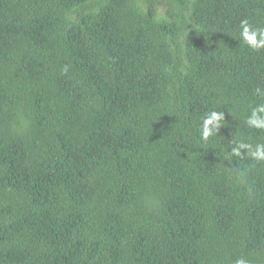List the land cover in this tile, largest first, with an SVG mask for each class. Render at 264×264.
<instances>
[{"label":"trees","instance_id":"1","mask_svg":"<svg viewBox=\"0 0 264 264\" xmlns=\"http://www.w3.org/2000/svg\"><path fill=\"white\" fill-rule=\"evenodd\" d=\"M246 17L264 0H0V264H264V163L225 159L264 143Z\"/></svg>","mask_w":264,"mask_h":264},{"label":"clouds","instance_id":"2","mask_svg":"<svg viewBox=\"0 0 264 264\" xmlns=\"http://www.w3.org/2000/svg\"><path fill=\"white\" fill-rule=\"evenodd\" d=\"M239 28L243 45L252 51L264 49V27L254 26L250 22V19L246 17L240 20ZM255 95L264 98V88L257 87ZM202 121L203 125L200 127V136L202 141H207L209 137L215 136L218 133L219 127L222 126L223 113L212 110L202 118ZM245 123L249 128L264 130V102L257 103L250 108V112L245 118ZM232 143L234 147L231 153H227L225 159H230L231 157L244 159L247 157L257 163H264V143L252 144L245 140H233ZM237 175L244 177L246 170L238 171ZM234 264H252V262L245 257H240L235 260Z\"/></svg>","mask_w":264,"mask_h":264}]
</instances>
